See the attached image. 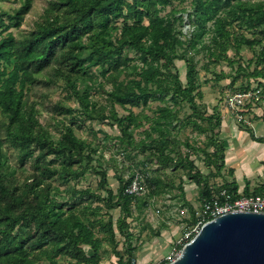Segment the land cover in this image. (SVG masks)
<instances>
[{
  "label": "rangeland",
  "instance_id": "1",
  "mask_svg": "<svg viewBox=\"0 0 264 264\" xmlns=\"http://www.w3.org/2000/svg\"><path fill=\"white\" fill-rule=\"evenodd\" d=\"M24 2L25 0H0V12L12 13ZM257 4L263 5L262 14L257 9ZM190 11V0H171L170 4L161 10L162 15L178 18L175 19V25L183 40L189 38L194 27L193 21L187 17V12ZM220 15L224 21V33L217 38V43L210 42L212 32H209L204 37L203 45L198 44L195 49L185 45L177 48L181 55L173 60L171 70L177 72L182 85L186 84L188 74L193 77L195 88L192 94L199 110L204 114L214 113L220 120L221 116L216 111L219 105L225 107L226 94L233 90L260 86L262 102L253 112L244 114L245 120L238 119L235 113L229 111L231 120H234L240 129L249 135L254 134L252 124L255 121H264V0H232ZM70 16L63 0H30L20 25L6 27L0 24V34L11 31L16 37H22L29 34L39 23L56 18L61 22ZM3 18L7 23L5 14ZM144 23H147L146 19ZM116 24L121 26V20H117ZM208 26H212L211 23H208ZM118 32L109 29L112 37ZM86 37L83 36L81 40L86 42ZM248 41L253 43L248 44ZM65 50L64 47L57 49L58 60L38 74L34 84L27 85L25 109L32 114L34 130L42 134L47 142H52L53 146H71L73 153L77 154L72 143V139H75L82 143L84 155L89 152L90 159L73 161L61 154L50 152L47 146L41 147L33 142L26 147L12 145L5 140L4 125L7 120L0 112V137L5 140L1 149L0 171L10 190L21 197L22 207L35 205L43 199L51 202L54 207L61 205L63 215L73 213L81 220L94 222L93 228L98 236L106 233L98 230L97 219L101 217L106 220L110 216L115 223L120 210L118 206L106 208V192L98 186L99 176L94 169L106 170L107 186L112 188L114 194L118 178L125 181L138 166L143 175H160L164 181L163 191L154 196L150 203L135 207L133 202V217H127V220L132 232L131 263L168 262L176 241L194 225L202 212L199 193L201 185L188 179L186 170L170 167L171 161L160 163L156 159L157 155L150 153V150L139 152L131 143L122 142L118 124L110 118L100 117L110 109L105 99V91L109 90L114 82L133 77L131 67L105 71L98 66L83 64L81 70L75 69L76 67L70 70V61L64 56ZM123 53L136 56L135 52L128 49ZM86 54L84 49L80 56ZM136 62L138 60L130 64ZM73 88L83 95V99L87 94L86 104L92 115L97 117H86L74 96ZM165 103L173 107L178 120L185 119L187 122V117L192 113L187 99L171 96L170 93L165 94L162 100L151 97L147 102H140L135 106L115 105L114 108L118 116L131 112L132 121H141L142 126L130 125L133 140L136 142L143 137L142 130L148 126V118L153 116L159 105ZM199 122L205 125L204 120ZM174 124L175 126L171 127L177 140L172 146L171 155L174 158L187 155L201 172L208 175L212 189L219 188L225 182H236L234 172L229 171L225 161L219 170L204 165L205 156L199 150L206 148L212 151L215 146L206 145L203 133L192 129L187 123L179 125L175 120ZM219 163L220 159L217 161V164ZM251 179L254 183L249 190L264 183V171L250 177ZM250 180L247 181L250 183ZM239 184V188H242L243 183ZM242 194L244 193L240 191L239 195ZM8 203L9 200L0 195V204L7 206ZM96 207V213L92 212ZM11 208L16 210L18 206L13 205ZM194 217L196 219H193ZM115 240L114 248L122 254L123 260H126L127 247L123 237L116 233ZM84 248L91 254L88 246ZM99 255L100 264H117L118 256L107 241L103 242ZM62 261L64 264H74L66 258Z\"/></svg>",
  "mask_w": 264,
  "mask_h": 264
},
{
  "label": "trees",
  "instance_id": "2",
  "mask_svg": "<svg viewBox=\"0 0 264 264\" xmlns=\"http://www.w3.org/2000/svg\"><path fill=\"white\" fill-rule=\"evenodd\" d=\"M231 1L190 0L191 11L187 12V17L193 21L194 27L186 40L180 37V31L175 25V19L178 18L161 14V10L170 4L171 0H63L71 14L67 20L60 22L56 18L39 23L29 34L22 37H16L11 31L0 34V112L7 120L4 125L5 140L18 147H26L30 142L41 147L47 146L50 152L61 154L73 161L90 159L89 152L84 155L82 143L75 139H72V143L77 154L73 153L71 146H53L52 142H47L42 134L34 130L32 114L25 109L27 85L34 84L37 75L58 60L57 49L64 47V56L70 61V70L75 67L81 70L83 64L98 66L105 71L131 67L133 77L116 81L105 91V99L110 109L107 114L100 116L110 118L118 124L122 142L131 143L139 152L150 150V153L157 155L156 159L160 163L171 161L170 167L186 170L187 178L201 185V202L219 195L221 188L236 192L238 184L234 181L225 182L219 188L212 189L208 175L201 172L187 155L177 158L171 155L172 146L177 141L171 127L175 126L174 121L177 120L179 125L187 123L192 129L203 133L207 146H215L212 151L206 148L199 150L205 156L203 163L206 167L213 166L219 170L224 161V145L217 137L216 131L220 125L219 117L214 113L204 114L199 110L192 94L195 88L193 77L188 74L186 84L182 85L177 72H173L171 68L173 60L181 55L177 48L185 45L195 49L198 44L203 45L204 37L209 32H212L210 42L217 43V38L224 33V21L220 13ZM29 3L30 0H25L12 13L0 12V24L6 27L20 25ZM256 7L262 14L263 5L257 4ZM119 19L121 26L116 24ZM145 19L147 23H144ZM208 23L212 26H208ZM109 29L119 32L112 37ZM83 36H87L86 42L81 40ZM252 43L253 41H248V44ZM84 49L86 56H80ZM125 49L135 52L136 56L124 54ZM135 60L138 62L130 64ZM245 89L248 88L243 90ZM73 93L86 117H97L92 115L86 104L87 94L83 99V95L75 88ZM169 93L171 96L187 99L192 109L187 122L185 119L178 120L173 107L166 103L159 105L153 116L148 118V126L142 130L143 137L134 142L130 125L142 126L141 121H132L131 112L118 116L114 106H135L140 102H147L151 97L162 100L164 95ZM197 94L199 95V92ZM197 119L204 120L205 125ZM250 136L255 141L264 142L263 136H255L252 133ZM5 140L0 137V163L2 144ZM218 159L221 161L219 164ZM138 167L135 171L142 172ZM229 171L232 173L233 169L229 168ZM94 172L99 176L98 186L105 189L106 208L118 206L120 210L115 223L110 216L106 220L101 217L97 219L98 230L106 233L102 236L96 235L94 222L81 220L73 213L63 215L61 205L54 207L51 202L43 199L35 205L22 207L21 197L10 190L0 171V195L9 200L7 206L0 204V264H64V258L74 264H100L99 251L104 241L112 245L114 253L118 256L117 264H132V232L127 220V217L133 215L132 203L135 202L137 207L153 201V197L163 191L164 181L160 175L145 174L146 191L135 195L125 191L134 177L132 173L125 181L118 178L114 194L112 188L107 186L106 170L96 168ZM262 191L264 183L253 190H249L246 183L242 192L256 194ZM13 205L18 208L13 210ZM96 211L97 207L92 210L94 213ZM116 233L123 237L126 244V260H123L122 254L114 248ZM85 246L91 249V254L85 250Z\"/></svg>",
  "mask_w": 264,
  "mask_h": 264
},
{
  "label": "water",
  "instance_id": "3",
  "mask_svg": "<svg viewBox=\"0 0 264 264\" xmlns=\"http://www.w3.org/2000/svg\"><path fill=\"white\" fill-rule=\"evenodd\" d=\"M165 264H264V212L233 210L205 221Z\"/></svg>",
  "mask_w": 264,
  "mask_h": 264
},
{
  "label": "built area",
  "instance_id": "4",
  "mask_svg": "<svg viewBox=\"0 0 264 264\" xmlns=\"http://www.w3.org/2000/svg\"><path fill=\"white\" fill-rule=\"evenodd\" d=\"M264 64V60H263ZM262 88L255 85L254 88L245 90H236L226 94L224 105L227 110L235 113L238 119L245 120V115L254 111L257 105L262 102ZM143 173L135 171L131 182L126 186L125 191L135 195H141L146 191V185ZM239 188L236 192L230 191L228 188H221L219 195H214L210 199L201 203L202 212L198 215L194 225L179 238L174 244L170 252L172 261L180 252L181 246L189 240L205 221L215 218L219 214L229 211H253L264 212V191L261 193L240 194ZM149 264V263H148ZM158 264V263H151Z\"/></svg>",
  "mask_w": 264,
  "mask_h": 264
},
{
  "label": "crops",
  "instance_id": "5",
  "mask_svg": "<svg viewBox=\"0 0 264 264\" xmlns=\"http://www.w3.org/2000/svg\"><path fill=\"white\" fill-rule=\"evenodd\" d=\"M216 112L221 116L220 125L216 131L217 137L224 145L225 165L233 169V177L238 188L239 183H243V187L239 190L243 191L246 183L251 188L254 181L250 180V177L257 173L262 174L264 171V142L253 140L248 132L240 129L234 120H231L232 116L229 115L226 107L219 105ZM252 127L255 136L264 137V121H255Z\"/></svg>",
  "mask_w": 264,
  "mask_h": 264
}]
</instances>
